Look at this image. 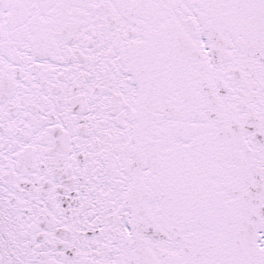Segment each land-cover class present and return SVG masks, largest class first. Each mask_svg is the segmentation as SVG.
Segmentation results:
<instances>
[{
  "label": "snow or ice",
  "instance_id": "1",
  "mask_svg": "<svg viewBox=\"0 0 264 264\" xmlns=\"http://www.w3.org/2000/svg\"><path fill=\"white\" fill-rule=\"evenodd\" d=\"M0 264H264V0H0Z\"/></svg>",
  "mask_w": 264,
  "mask_h": 264
}]
</instances>
